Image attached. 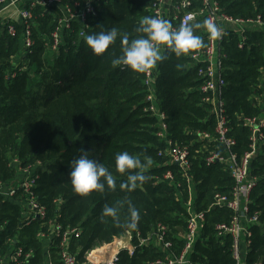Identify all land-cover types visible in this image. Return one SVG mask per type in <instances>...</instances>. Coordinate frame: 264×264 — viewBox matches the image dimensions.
Listing matches in <instances>:
<instances>
[{
  "label": "trees",
  "instance_id": "obj_1",
  "mask_svg": "<svg viewBox=\"0 0 264 264\" xmlns=\"http://www.w3.org/2000/svg\"><path fill=\"white\" fill-rule=\"evenodd\" d=\"M218 1L222 10L234 17L264 18V0ZM151 2L95 0L97 14L88 17L85 25L73 20L71 27L63 31L57 50H52L48 41L58 18L50 23L51 15L48 19L41 17L39 28L33 30L35 44L31 53L18 60L15 55L21 49V25L15 23L17 35H11L7 27L0 28V180L15 181L16 170L10 165L14 157L26 165L36 164L34 190L47 209L45 219L28 222L19 203L24 201L22 193L13 200L0 194V260L14 246H21L24 251H32L26 264H45V238L40 233L47 232L50 222H54L61 226V232L79 230L70 236L68 247L80 263L88 260V251L131 232L134 253L121 249L118 262L154 264L170 251L155 241L153 233L159 224L168 228L170 249L182 251L184 238L180 232L187 228V200L192 191V206L203 211L205 219L190 253L191 260L194 264H237L231 233L216 234V225L230 223L233 212L227 207L211 206L214 195L230 194L235 181L225 163L206 162L212 152H227L213 139L215 117L203 101L200 63L191 56L195 49L177 57L164 48L166 58L155 65L153 83L157 106L167 115V137L190 151L189 182L181 166L160 152L167 145L158 135L157 116L149 110L146 72H135L123 65L113 67L111 60L122 48L119 37L101 55H94L83 39L86 33L111 27L127 33L130 39L141 35L135 30L142 17L151 16ZM203 21L201 17L199 23ZM203 31V27L194 29L202 40ZM243 35L246 39L240 47ZM224 51L223 96L229 135L236 140L232 150L240 158L251 150L250 130L244 126V119L264 117V27L250 25L243 34L231 30ZM199 132H210L212 140L199 138ZM81 149L113 173L117 184L114 190L106 187L104 192L93 190L87 195L72 190L68 173ZM121 151L147 163V179L131 192L119 187L126 180V174L115 169V155ZM168 171L173 173V179L166 178ZM249 172L255 181L249 213H258V220L243 222L250 231L249 236L243 234L244 264H264V143L250 158ZM129 202L139 214L134 229L125 224ZM105 205L119 208L118 222L101 216ZM140 238L146 243L140 245ZM61 241V236H56L50 244L57 264Z\"/></svg>",
  "mask_w": 264,
  "mask_h": 264
},
{
  "label": "built area",
  "instance_id": "obj_2",
  "mask_svg": "<svg viewBox=\"0 0 264 264\" xmlns=\"http://www.w3.org/2000/svg\"><path fill=\"white\" fill-rule=\"evenodd\" d=\"M201 4L196 6L198 0H174L170 7L168 0H152L150 4L151 16L167 19L173 29L178 28L183 23H199L201 17L212 20L221 30V35L218 38H212L204 29L205 34L202 40L203 46L195 49L192 53L193 60L200 63L199 74L203 77L200 90L203 93V101L211 108V112L215 117V139L219 144L226 149V154L212 152L206 157V162L213 163L215 161L223 162L227 165L234 181V187L230 194L216 192L211 206L227 207L233 212V219L230 223L220 222L216 225V234L222 236L226 233H231L233 237V256L237 264H244L246 253V245L243 234L250 235L243 224L253 223L258 220V213H249L250 194L255 185L254 178L250 176L249 161L255 154L256 149L260 144L264 143V117L253 116L244 119V126L250 130L251 150L242 157H238L232 150L236 140L229 135L230 127L228 124V115L226 113V103L224 100L225 81V60L227 54L224 51V44L227 40V35L231 30L245 33L250 25L264 27V18L257 16L256 18H239L234 17L224 12L218 0H199ZM63 0H0V28L7 27L11 35H17L15 23L21 25V49L15 55L17 57H26L35 44L33 30L39 28L41 17L48 18L52 13V9L62 3ZM95 0H77L72 4H66L65 14L61 16L48 41V45L52 50H57L63 41V31L71 27V22L77 20L81 25H85L88 17L97 14ZM240 28L239 30L237 29ZM84 32H81L83 35ZM246 36H242L240 47L244 45ZM164 47L161 48L163 50ZM154 66L145 74V85L149 90L147 100L150 101L149 110L157 116L158 120V135L166 140V148L160 152L168 155L170 161L181 166L186 173L187 179L190 182L191 177L188 170L191 165L190 151L185 145L178 144L172 138L167 137V120L166 113L161 111L156 103L155 88L153 86L155 79ZM199 138L203 140H212L213 135L210 132H199ZM10 165L16 170V179L13 183L3 182L0 180V194L9 200H13L20 192L23 195L24 201L20 200L23 206V214L25 220L32 222L36 218L45 219L47 209L45 205L38 200L34 190L36 185V164H23L18 157L11 159ZM166 178L173 179V173L168 171ZM191 187V183H189ZM18 202V201H17ZM187 209L189 217L187 220V228L183 233L184 247L182 251L176 253L170 249L171 241L167 240L168 228L159 224L153 233L156 243L162 249L170 250L164 258H158L154 264H194L190 258V253L195 245L202 222L205 219L203 211H197L192 206V191L190 198L187 200ZM2 225L0 223V230ZM61 226L57 223L50 222L47 232L40 233L43 238L53 239L56 236H61V251L59 252V264H120L118 262V253L121 249H128L130 254L134 253L135 246L132 243L133 235L131 232H126L124 237L117 238L111 243H104L87 252L88 260L85 263H80L76 255L69 249V238L73 234H78L77 228L60 231ZM48 237V238H47ZM128 237V243L122 244L114 248L115 242ZM140 245L146 243V239L140 238ZM118 248V249H117ZM10 254L0 260V264H26L32 251H24L21 246H14Z\"/></svg>",
  "mask_w": 264,
  "mask_h": 264
},
{
  "label": "clouds",
  "instance_id": "obj_3",
  "mask_svg": "<svg viewBox=\"0 0 264 264\" xmlns=\"http://www.w3.org/2000/svg\"><path fill=\"white\" fill-rule=\"evenodd\" d=\"M203 27L212 38L221 35L219 27L210 19L202 23H183L173 29L171 23L164 18L144 16L139 21L136 32L141 34L134 38L127 33H120L116 27L107 30L103 28L98 32L86 33L84 42L94 55L104 54L110 45L115 44L119 37L121 52L111 60L113 67L126 66L127 68L143 73L151 70L158 62L166 57L161 48L170 49L177 57L203 46L202 39L194 33V29ZM147 167L135 155L127 151L118 152L115 155V169L120 174H126V180L120 182L121 190L133 191L146 179L144 174ZM72 190L80 195H87L93 190L104 192L107 187L114 190L117 186L116 179L111 171L95 159L89 158L87 150L81 149V155L71 162L68 173ZM128 216L125 224L128 228H135L139 220L138 210L128 203ZM102 217H111L114 222L119 221V208L105 205L101 213Z\"/></svg>",
  "mask_w": 264,
  "mask_h": 264
},
{
  "label": "crops",
  "instance_id": "obj_4",
  "mask_svg": "<svg viewBox=\"0 0 264 264\" xmlns=\"http://www.w3.org/2000/svg\"><path fill=\"white\" fill-rule=\"evenodd\" d=\"M169 2V6L171 7L174 3V0H168ZM66 4H72V3H68L65 0H63L62 3H60L59 5L55 6L52 11L53 13L51 14V19L50 20H57V18L59 19L61 16H63L66 12L65 10V5ZM196 6H198L197 4H195ZM58 16V17H57ZM53 17V18H52ZM49 18V17H48ZM47 18V19H48ZM161 52H163V50H161ZM17 59H19V57H17ZM184 233V232H183ZM48 238V237H47ZM49 240H47L45 238V242H44V247H45V252H44V263L45 264H57V258L56 256H54L51 252H50V244L52 243V239L48 238ZM106 244V243H105ZM58 257V256H57ZM59 264V263H58Z\"/></svg>",
  "mask_w": 264,
  "mask_h": 264
},
{
  "label": "bare ground",
  "instance_id": "obj_5",
  "mask_svg": "<svg viewBox=\"0 0 264 264\" xmlns=\"http://www.w3.org/2000/svg\"><path fill=\"white\" fill-rule=\"evenodd\" d=\"M127 243H128V237H125V238L121 239L118 243H115L114 248L119 247L122 244H127Z\"/></svg>",
  "mask_w": 264,
  "mask_h": 264
},
{
  "label": "rangeland",
  "instance_id": "obj_6",
  "mask_svg": "<svg viewBox=\"0 0 264 264\" xmlns=\"http://www.w3.org/2000/svg\"><path fill=\"white\" fill-rule=\"evenodd\" d=\"M53 20H51L50 21V23L52 22ZM179 234V233H178ZM180 235L182 236L183 235V233L182 232H180ZM122 237H124V235H122V236H120L119 238H122ZM115 243H117V242H115Z\"/></svg>",
  "mask_w": 264,
  "mask_h": 264
}]
</instances>
